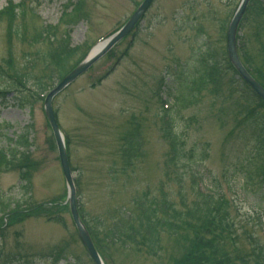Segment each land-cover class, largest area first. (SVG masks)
<instances>
[{
    "label": "rangeland",
    "instance_id": "374dc122",
    "mask_svg": "<svg viewBox=\"0 0 264 264\" xmlns=\"http://www.w3.org/2000/svg\"><path fill=\"white\" fill-rule=\"evenodd\" d=\"M29 1L26 14L14 22L0 21V89L6 94L0 98V147L6 151L7 163L0 168V191L15 200L28 198L35 209L0 218V264H94L70 215L68 189L40 95L55 88L59 76L120 29L144 0ZM8 2L21 0H0V7ZM240 2L156 0L135 38L117 43L54 98L79 210L104 264H178L187 258L192 241L183 227L177 234L162 231L159 246L150 250L140 245L138 237H128V232L115 239L111 226L120 211L132 212L139 220L135 204L144 195L151 201L165 194L178 210L187 206L194 218L201 214L195 212L198 200L191 191V175L167 164L158 92L170 94L175 102L174 92L183 81L199 76L197 58L207 47L224 56L226 32ZM261 2L253 3L246 15L239 51L242 62L264 85ZM44 34L48 38L41 42ZM61 59L65 67L57 76ZM226 77L216 88L201 86L194 106L171 113L186 149L197 154L209 151L207 161L193 167L196 177L212 191L219 192L225 184L232 188L228 197L235 199L237 209L229 208L227 213L233 225L224 223L223 236L216 238L232 251L231 262L259 264L252 259L247 263L244 257L264 243L255 220L264 217V184L255 175L264 164V153L256 147L264 139V108L246 109L250 104L239 90L230 95L229 74ZM252 110L253 118L248 113ZM134 131L142 139V152L125 170L123 141ZM24 135L28 147L18 146L19 139L15 144L16 136ZM25 164L32 165L27 170L28 186L22 174ZM181 179L185 196L180 193ZM194 218L186 221L198 220Z\"/></svg>",
    "mask_w": 264,
    "mask_h": 264
},
{
    "label": "trees",
    "instance_id": "16d2710c",
    "mask_svg": "<svg viewBox=\"0 0 264 264\" xmlns=\"http://www.w3.org/2000/svg\"><path fill=\"white\" fill-rule=\"evenodd\" d=\"M257 2V5L263 4L261 0H254L253 3ZM253 4L251 6V9ZM19 6H10L4 12H0V21L7 20L14 22L18 18L17 11ZM21 14H25L24 10L21 9ZM80 12V9H77ZM76 21L75 19H73ZM13 29V26L10 27ZM259 30V29H258ZM62 60V59H61ZM196 66L198 68V77L187 78L186 81L180 85V88L174 92V104L177 111H182L188 107H192L196 104V98L199 94V89L202 86L208 84L213 85L215 88L221 85L226 76L229 74V86L231 87L230 95H233L237 90L240 91L243 99L247 101L246 104H250L246 109L253 107H263L262 103L250 87L244 83V81L236 73L235 69L229 63L228 59L223 55L217 56L209 48L202 52L197 58ZM65 67V62L62 60L57 65L56 74L59 76L61 71ZM59 78H61L59 76ZM227 78V77H226ZM217 90V89H216ZM216 91H214L215 93ZM170 95V94H169ZM1 97V95H0ZM27 104V103H26ZM253 110L250 111L249 115L253 116ZM177 120L172 118L173 124ZM173 128V127H172ZM21 138V137H20ZM165 138L168 142V161L175 167H180L182 164H194L195 162H203L208 158L209 152L200 150V153H196L194 149L187 150L186 143L179 136L176 130L171 127L166 131ZM138 131L129 133L124 139L125 146L122 149V157L124 159L125 170L132 166L133 161L138 159L141 154L142 141ZM264 141H261L257 145V152L264 150ZM28 145V136L24 135L19 140V146ZM4 151L0 150V168L6 166V158ZM25 157V156H24ZM25 157L24 159H26ZM184 167V166H183ZM31 164H25L22 167L24 183L27 185L29 175L27 170L31 169ZM185 168V167H184ZM262 168V167H260ZM259 168V169H260ZM258 169V170H259ZM261 177V183H264V168L260 169L258 177ZM193 185L191 190L195 192L198 204L195 207V212L201 211L199 216L195 215V218L191 215L193 213L192 208H186L184 206L181 210L166 198L165 194L162 195L161 200L152 199L149 201V196L144 195L143 198L136 202V209L138 211L139 220L136 221L133 213L120 212L119 219L114 222L111 227L112 237L117 239L120 235H124L128 232V237L140 239V245L144 244L147 249L153 250L159 246L160 237L162 231L169 230L172 233H179L180 228L183 227V232H186L192 241L187 258L178 264H237V262H231L230 254L232 251L228 248L225 249L222 245V240L216 237H222L224 234L223 224L231 223L229 218L228 203L223 198H217L215 194L201 195L196 191V180L192 175L190 180ZM25 185V186H26ZM28 186V185H27ZM26 186V187H27ZM182 194H184L182 192ZM185 196V195H184ZM28 198H21L18 200L13 197L5 195L0 191V218L2 217H15L23 212L27 213L28 210L35 209L32 205H29ZM182 205H186L185 198L182 199ZM186 217L198 219L195 222L186 221ZM204 218V220H201ZM218 219V220H217ZM190 228L193 229V233L190 232ZM219 246V248H218ZM256 255L253 256L254 262L264 264V248L258 247ZM59 256V255H58ZM1 257V256H0ZM245 261L250 260V257H244Z\"/></svg>",
    "mask_w": 264,
    "mask_h": 264
},
{
    "label": "water",
    "instance_id": "95a60500",
    "mask_svg": "<svg viewBox=\"0 0 264 264\" xmlns=\"http://www.w3.org/2000/svg\"><path fill=\"white\" fill-rule=\"evenodd\" d=\"M155 0H145L141 6L137 9V11L134 13V15L131 17V19L128 21L127 24L124 25V27L114 34L111 38H109L102 49L99 51L91 53L86 60L81 63L76 69L73 70L71 74H69L59 85L58 87L53 90L49 96L47 97L45 103V111L48 118V121L52 127V130L54 132V136L57 142L58 151H59V157L61 161V165L67 185L69 190V202L71 208V213L73 216V220L77 226L76 229H78L79 237L81 241L83 242L84 246L86 247L87 251L89 252L92 259H94V262L96 264H103L97 250L95 249V246L92 242V238L90 237L88 231L84 227L83 223L80 220V217L78 215L77 209H76V192L74 188V183L71 176V170L69 165V160L66 154V148L65 143L63 141V138L60 134L59 127L56 121L55 113L52 108V100L54 97L60 93L61 91H64L66 87H68L71 83H73L77 78H79L83 73H85L92 65H94L99 59H101L110 49L115 47V45L122 40L126 35H128L138 24V22L141 20L143 15L145 14L146 10L150 7L152 3H154ZM250 0H242L240 7L238 8L234 18L232 19V22L230 24L229 30H228V36H227V45H228V53L229 58L233 65L236 67V69L239 71L242 75V77L249 83V85L256 91V93L264 99V89L245 71L244 67L242 66L238 54H237V46H236V36H237V30L240 25V21L243 19L246 8L248 7Z\"/></svg>",
    "mask_w": 264,
    "mask_h": 264
},
{
    "label": "bare ground",
    "instance_id": "6f19581e",
    "mask_svg": "<svg viewBox=\"0 0 264 264\" xmlns=\"http://www.w3.org/2000/svg\"><path fill=\"white\" fill-rule=\"evenodd\" d=\"M105 44V43H104ZM104 44H102L101 46H99V47H96V49H95V52L96 51H99L100 49H102L103 48V46H104Z\"/></svg>",
    "mask_w": 264,
    "mask_h": 264
}]
</instances>
